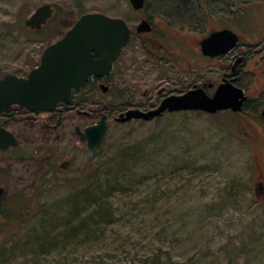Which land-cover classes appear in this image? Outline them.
Masks as SVG:
<instances>
[{
    "label": "rangeland",
    "instance_id": "obj_1",
    "mask_svg": "<svg viewBox=\"0 0 264 264\" xmlns=\"http://www.w3.org/2000/svg\"><path fill=\"white\" fill-rule=\"evenodd\" d=\"M181 1L145 0L135 10L129 0H0V77L26 74L83 11L131 24L141 16L181 20L192 15ZM42 2L53 13L31 29L24 19ZM165 64L134 38L103 81L107 91L93 80L79 104L42 113L15 105L1 117L18 143L0 149V264H264V72L257 69L242 113L116 120L136 79L178 94L175 67ZM103 111L105 150L90 162L74 125Z\"/></svg>",
    "mask_w": 264,
    "mask_h": 264
},
{
    "label": "water",
    "instance_id": "obj_2",
    "mask_svg": "<svg viewBox=\"0 0 264 264\" xmlns=\"http://www.w3.org/2000/svg\"><path fill=\"white\" fill-rule=\"evenodd\" d=\"M144 1L129 0L135 9L141 8ZM53 10L50 2H42L24 19V24L31 29H40L51 17ZM149 29L148 19H141L137 30ZM129 36L128 24L122 16L109 15L99 10L83 11L62 35L45 45L39 63L26 74L6 72L0 77V114L8 111L14 103L29 110H51L60 102L71 103L74 90L81 89L92 75L103 76L112 72L114 61L122 47L128 43ZM237 38L231 29L214 30L202 38L201 49L204 53H219L231 48ZM99 87L103 92L109 89V85L103 82ZM245 98L242 87L230 81H222L212 93H208L202 86L190 88L183 93L166 95L156 107L147 110L128 108L119 112L115 119L122 122L132 118L151 119L164 111L189 109L208 113L223 109L238 111ZM261 116L264 119V106ZM107 120L108 114L103 111L97 120L83 127L74 125L79 141L85 142L89 150L90 162L105 150L103 140ZM16 144L14 133L0 123V148ZM70 162L71 159L67 158L59 166L66 168ZM3 191L4 186L0 184V201Z\"/></svg>",
    "mask_w": 264,
    "mask_h": 264
},
{
    "label": "flooded vegetation",
    "instance_id": "obj_3",
    "mask_svg": "<svg viewBox=\"0 0 264 264\" xmlns=\"http://www.w3.org/2000/svg\"><path fill=\"white\" fill-rule=\"evenodd\" d=\"M181 2L185 9H191V17H183L181 20H151L146 16H141L140 20L134 21L132 24L126 20L130 30L129 41L122 47L120 55L114 61L113 70L117 62L122 59L125 48L132 43L134 38H137L146 52L164 59L165 67L168 63L171 67H175L178 93L200 86L204 87L208 93H212L222 81H230L242 87L246 98L242 108L233 111L242 113L243 108L252 99L249 96L248 86L255 77H258L257 69L260 73L264 72V0H182ZM141 8L134 9L140 10ZM144 18L150 22V29L138 31L137 25ZM224 28L231 29L237 34L236 43L231 48L219 53H204L201 49L202 38L214 30ZM162 36L172 38L174 43L180 46L179 49L175 50L169 47L163 41ZM164 50L168 53L160 52ZM110 74L92 75L81 89L83 90V87L93 80L98 81L99 85L108 79ZM134 81L130 84L131 93L128 94L124 106L119 112L128 108L147 110L156 107L163 97L172 94V92H166L168 86L164 82L157 85L154 82H146L141 87L143 84L139 79ZM164 81L169 80L165 79ZM110 87L111 85H109V89ZM15 105L26 112L41 111L42 113L45 111L29 110L14 103L8 111L0 114V123L5 127L7 126L2 122L1 117L12 110ZM14 135L16 136L15 133ZM262 189L263 187L260 185L259 193ZM4 191L1 196L0 207L3 203ZM262 197H264V193Z\"/></svg>",
    "mask_w": 264,
    "mask_h": 264
},
{
    "label": "trees",
    "instance_id": "obj_4",
    "mask_svg": "<svg viewBox=\"0 0 264 264\" xmlns=\"http://www.w3.org/2000/svg\"><path fill=\"white\" fill-rule=\"evenodd\" d=\"M81 95H82V89L81 90H78V91H74L71 104H74V103L79 104L84 99L83 97H81ZM100 114H99V116H100ZM142 264H145V263H142Z\"/></svg>",
    "mask_w": 264,
    "mask_h": 264
}]
</instances>
